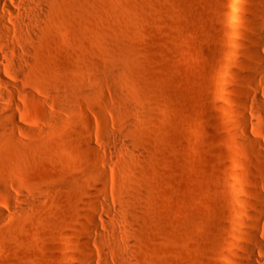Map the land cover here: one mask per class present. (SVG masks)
Instances as JSON below:
<instances>
[{"label": "rangeland", "instance_id": "1", "mask_svg": "<svg viewBox=\"0 0 264 264\" xmlns=\"http://www.w3.org/2000/svg\"><path fill=\"white\" fill-rule=\"evenodd\" d=\"M256 4L53 0L30 40L0 26V107L15 101L26 143L0 144L25 195L0 225V264H89L86 245L103 264H243L258 250Z\"/></svg>", "mask_w": 264, "mask_h": 264}, {"label": "bare ground", "instance_id": "2", "mask_svg": "<svg viewBox=\"0 0 264 264\" xmlns=\"http://www.w3.org/2000/svg\"><path fill=\"white\" fill-rule=\"evenodd\" d=\"M52 1L53 0H0V26H2V33L7 35L11 32L12 28L15 30H22L26 32L27 40H30L38 27L41 15ZM254 12L255 17L251 24V33L245 36L244 43L248 47L247 53L249 58L253 61H257L259 64L252 65V63L246 61L245 63H247V66H245L249 69L248 74H251L249 75L250 79H261L263 83L264 0H257ZM7 23H11L12 27L7 25ZM26 44H24V42L20 43L24 49L28 47ZM18 58H22V56L18 55ZM3 98H5V94L0 91V101H2ZM250 98L256 103L257 111H261L263 102L259 95L253 93ZM31 100L35 105H41L42 101L37 96H32ZM8 105V109L3 110V107H0V111L3 110V113L0 114V144L8 148H12V144L14 148L16 147L15 145L25 146L26 143L16 136V131L19 128L17 125L18 115L13 110L17 107V104L13 99H10ZM242 116L248 119L247 115L242 114ZM12 186L13 180L0 169V225L3 224L5 220L15 219V213L23 216L25 212L24 192L19 191L15 196ZM255 192L258 195V201H250L249 203L251 204L250 206L257 211L258 220L261 223L260 230H264V192H260L258 189L255 190ZM250 239L258 250L256 251L251 246L245 247L246 249L244 252L247 260L244 261L243 264H262L264 262V237L259 234V224H253L251 227ZM86 248L87 252L90 254V258H88L89 264H94V262L103 264L105 262L103 254L95 256L87 245Z\"/></svg>", "mask_w": 264, "mask_h": 264}]
</instances>
